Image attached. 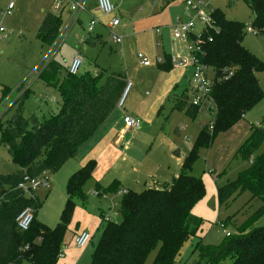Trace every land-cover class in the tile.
I'll return each mask as SVG.
<instances>
[{
	"label": "trees",
	"instance_id": "16d2710c",
	"mask_svg": "<svg viewBox=\"0 0 264 264\" xmlns=\"http://www.w3.org/2000/svg\"><path fill=\"white\" fill-rule=\"evenodd\" d=\"M175 1L159 0L160 9ZM246 2L254 17L250 25L264 34V0ZM63 9L59 14L44 13L37 28L36 37L46 52L54 50L51 46L60 33ZM211 15L213 23L199 33L201 51L197 56L211 75L215 111L212 124L197 133L169 187H147L141 192L128 189L122 194L121 220L101 223L89 264H143L153 249L156 254L151 264H175L182 245L200 228L202 219L191 213L204 194L201 179L191 174L198 152L208 148L217 133L230 128L263 97L255 74L264 71V60L242 46L243 24L225 18L217 8ZM157 65L164 71L172 68L168 55ZM226 68L228 72L224 71ZM103 75L102 71L70 74L50 56L36 76L57 92L59 100L56 112L41 118L22 114L29 88H16L19 94L6 110L13 112L5 126L0 118V146L19 167L0 174V264H22L25 260L32 264L57 263L75 200L87 198L83 187L92 177L95 161L88 160L67 178L66 200L58 223L52 228L36 220L35 214L26 230L17 228L18 213L26 206L35 210L38 205L34 196L26 195L17 185L24 175L37 177L56 172L114 111L126 83L125 73L113 70ZM10 92L11 89L3 87L0 102ZM176 107L191 119L199 112L198 107L187 105L185 99ZM262 141L264 116L251 126L250 134L238 148L249 159L248 167L234 180L216 187L219 205L248 190L252 199L260 201V207L234 233L224 235L218 245H196L197 259L189 264H264V225H255L264 213V152L252 160L249 158ZM119 186V181L113 180L108 186L96 184L94 188L97 193L106 194L115 192Z\"/></svg>",
	"mask_w": 264,
	"mask_h": 264
},
{
	"label": "rangeland",
	"instance_id": "374dc122",
	"mask_svg": "<svg viewBox=\"0 0 264 264\" xmlns=\"http://www.w3.org/2000/svg\"><path fill=\"white\" fill-rule=\"evenodd\" d=\"M65 1L62 0V3L64 4ZM152 1L148 0L149 3ZM185 1L176 0L167 6L179 7L178 12L169 18L168 25L175 17H181L183 20L188 19ZM189 1L193 4H202L206 11L217 8L224 14L225 18L241 22L243 24L242 46L253 55L264 60V34L260 32L251 33L246 30L254 18L246 0ZM47 2V9H44ZM6 5L7 0H0L1 10H4ZM53 5V0H13V8L10 14L2 19V26L5 31L0 38V94L3 87L11 89L8 97L0 102V118L3 126L6 125V121L13 112V109L7 113L6 110L18 96L19 93H17L16 88L20 86H22V90L25 87L29 88L22 107V114L25 117L35 114L41 118L56 112L58 99L55 97H58L57 92L36 77L50 56L68 68L74 55L78 54L84 58L79 73L96 68V70L103 72V76H106L110 71L122 69L126 74V81L131 83V89L124 99L123 106L121 108L116 107L118 111H127L130 104L137 102L136 97L133 96L134 93L137 96L139 93L140 97L152 93V75L151 77L147 76L144 70H140L136 73L132 72L130 78L127 77L128 72L125 68L127 62L125 63L124 59H121L118 43L111 40L110 33H108L109 35L106 33V42L100 45L90 44L86 40L92 34L87 31L88 20L84 12L80 13L79 21L73 22L68 27V30L63 34L64 39L59 40L54 50L48 54L46 48L36 37V31L44 13L53 11L51 9ZM164 11L169 12V10ZM190 13L194 14L192 10ZM67 15V12H62L61 31L67 22ZM135 63L134 57H132L129 60L130 66L134 68ZM255 75L263 92L262 99L230 128L217 133L208 148H201L198 152V158L192 165L191 174L201 179L204 194L193 205L191 213L200 217L202 222L196 233L182 245L175 264H189L197 259L194 248L198 244L218 245L223 240L225 231L234 233L236 228L246 223L260 207V201L256 198L252 199L248 190H243L222 205L218 204L216 196V187L226 181L234 180L239 172L248 167L250 162L238 148L250 134V124L264 116V71H257ZM135 80L141 81V85L138 84L136 87ZM167 87L165 86V88ZM186 90L190 99V90L188 87ZM168 92L163 97L164 99L167 97V101L163 102L162 112L155 115L156 117L151 123L143 121L139 128L141 131L136 134L133 140V143L136 144V153L134 155L135 163L131 166L134 170L142 169V174L137 175L138 179H133L130 176L129 181L132 183L135 181L136 184L128 186V188L134 192H141L147 187H169L172 178L180 172L181 160L189 152L197 133L200 129L208 127L210 123L212 124L214 109H210L208 106L203 107L195 118L191 119L184 110L171 109L170 105L173 103L175 94ZM175 151H178V156H176ZM263 152L264 141L251 152L249 158L252 160ZM18 168V165L11 161L6 149L0 146V174H7ZM58 173H60L59 169L39 177L40 179L44 177L47 179L51 187L50 190L46 192L38 186L33 191L34 197L38 199V205L34 210L35 218L51 228L58 223L60 212L66 200L65 185L67 179L63 180ZM103 180L104 186H108L113 180L118 179L105 178ZM94 184V180L90 179L83 187L87 199H91L88 211L94 210L100 214L101 210L105 214H110V221L120 222L119 200H114L110 205L103 204L98 207L96 201L91 198L96 197L94 196L96 195ZM113 193L116 194V191ZM220 224H223L224 227H221ZM255 225H264V213L255 222ZM68 234L69 232H65L64 238H67ZM97 241L98 235L93 236L89 241V247L92 244L95 247ZM155 254L156 249L150 251L143 264H151ZM90 257L89 255L86 260L84 257V261H81L80 264L86 262L88 264ZM22 264L32 263L25 260Z\"/></svg>",
	"mask_w": 264,
	"mask_h": 264
},
{
	"label": "crops",
	"instance_id": "0c3cea01",
	"mask_svg": "<svg viewBox=\"0 0 264 264\" xmlns=\"http://www.w3.org/2000/svg\"><path fill=\"white\" fill-rule=\"evenodd\" d=\"M112 1L115 5V12L113 15L120 19L119 25L114 28L113 31L121 36L118 49L121 59H124L125 63H128V65L127 63L125 64L126 71L128 72L127 77L130 78L132 72L136 73L140 70H144L147 76H153V84L151 86L152 93H149L148 96L140 97V94L135 90L138 96L135 93L133 96L136 97L137 102L130 104L129 110L127 111H118L115 108L108 118L97 127L91 138L81 144L77 148L75 155L59 168L60 173L58 174L63 180H66L70 174L83 166L88 160L93 159L95 161V167L90 179L94 180V187L99 183V185L105 187L102 182L105 178H117L120 186L118 190H116V194L113 192V194H99L94 188L96 195H93L96 197L91 198L96 201L98 207L103 204L110 205L114 200H119L120 203L122 196L121 191H126L129 189L128 186L136 184L135 181H133V183L129 181L131 178L130 176H132L133 179H138L137 175L142 174V169L134 170L131 166L135 163L134 155L136 153V144L133 143V140L141 129L124 132L122 122L123 114H130L139 117L142 122L151 123L156 117L155 115L162 112L163 102L167 101V97L165 99L163 97L167 91L175 94V96H173V103L170 105L171 109L177 108L176 105L181 99H185L187 102L188 96L186 89L188 87L190 90V77L192 73V67L189 65L172 67L170 70L164 71L159 69L157 63H155L156 57H160L163 62L165 55L169 57L173 55L186 58L189 57L186 43L174 41L167 29L169 18L178 12V6L160 9L159 0H153L152 3H149L148 0ZM50 2L52 3V1ZM67 5H69V0H66L64 4L62 3V8L65 6L63 11H68ZM47 6L48 2L44 9H47ZM51 9L53 11L50 12L55 13L54 5ZM164 10H169V12ZM83 12L88 22L92 17H97L99 19V22L93 26L91 31L92 36H90L87 41L90 44L98 45L105 43L106 33H110L107 25L111 16L103 15L98 11L96 0H85V9ZM58 13H60V11ZM155 27L160 28L158 33L153 31ZM50 52L52 51H47L49 54ZM137 52L143 53L145 57L151 61V64L149 66L140 65L136 56ZM132 57H134V61L136 62L134 68L129 64V60ZM90 72L96 74L99 71L93 68ZM140 82L141 81L135 80V86L137 87L138 84L141 85ZM165 86L168 87L165 88ZM55 99L59 100V97L56 96ZM257 122L258 120H255V122L251 123L250 128L252 125L257 124ZM176 156H178V151H176ZM178 173L175 174V176H177ZM50 188L49 184V188L43 190L47 192ZM36 200L38 201L37 198ZM90 200V198H86L85 201L77 200L75 202V207L66 230V233L69 232V234L67 238L63 239L61 247L62 256L58 259L56 264H80L81 261H84V257L86 260L89 255L91 256L94 249L93 244L91 247H89L88 243L84 248H77L74 245L73 238L80 231L86 230L90 233L91 239L95 235H98L99 239V227L103 221L110 220V214H105L101 210L100 214H97L94 210L89 212L88 206ZM85 264H87V262Z\"/></svg>",
	"mask_w": 264,
	"mask_h": 264
},
{
	"label": "built area",
	"instance_id": "2783aa9c",
	"mask_svg": "<svg viewBox=\"0 0 264 264\" xmlns=\"http://www.w3.org/2000/svg\"><path fill=\"white\" fill-rule=\"evenodd\" d=\"M55 14H59L58 12L63 9L62 8V0H53ZM68 7V19L63 28L60 30L59 36L55 40L53 46L51 48H55V45L59 42V40L64 39V33L68 30V27L75 21H79V15L85 9V0H69ZM96 6L100 13L103 15L111 16L107 27L111 33V38L114 42L120 43L121 36L114 33L113 29L116 28L119 23V17L113 15L115 12V5L112 0H96ZM65 7V6H63ZM13 8V0H7V5L5 9H0V38L2 37L5 29L2 26V19L4 16L10 14ZM57 10V11H56ZM193 11L194 14H191L190 11ZM212 10H205L202 4H193L189 0L185 1V11L188 16L187 20H183L181 17H175L174 20L167 25L168 31L171 34V37L174 41L179 43H186V49L189 53V57H180L178 55H173L170 57V62L172 67L179 66H191L192 73L190 77V99H187L186 104L191 106L198 107L200 111L203 107L208 106V108L214 109V103L211 98V89H212V80L211 75L208 72V68L201 63L198 59V53H200V31L211 25L213 23L212 19ZM99 22L97 17H92L88 22L87 31L91 32L93 26ZM198 28V31L196 29ZM246 30L251 33H256L257 30L252 26H247ZM155 33L160 31L159 27H155L153 29ZM137 59L139 60V64L142 66H149L151 61L145 57V55L141 52L136 53ZM162 59L160 57H156L155 63H161ZM83 63V58L79 55H76L72 58L67 71L70 74H78L80 67ZM225 72H228V68L224 69ZM230 73V72H229ZM131 89V83L126 81L125 86L122 90L120 97L117 100V107H121L124 103V99L126 98L128 92ZM124 132L132 131L139 129L141 127V119L139 117L132 116L130 114H123L122 117ZM43 173L42 175H44ZM41 176V175H40ZM29 177L28 175H24L22 180L18 183L17 187L21 189L26 195L34 196L33 191L36 187L40 186L43 189L49 188V183L47 179L44 177L40 179L39 177ZM125 191H121L123 194ZM34 210L30 206L24 207L17 215L15 222L16 226L20 230H26L33 220ZM221 227H224L223 224H220ZM230 232L225 231L224 235L228 236ZM91 235L88 231L83 230L76 234L73 238L74 245L77 248H84L90 241ZM62 256L61 254L59 255ZM59 257V258H60Z\"/></svg>",
	"mask_w": 264,
	"mask_h": 264
}]
</instances>
